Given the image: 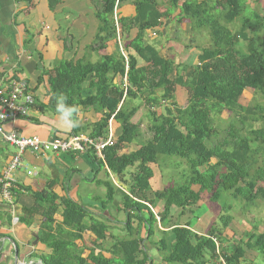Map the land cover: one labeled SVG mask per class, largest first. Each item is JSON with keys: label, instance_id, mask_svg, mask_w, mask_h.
I'll return each mask as SVG.
<instances>
[{"label": "trees", "instance_id": "trees-1", "mask_svg": "<svg viewBox=\"0 0 264 264\" xmlns=\"http://www.w3.org/2000/svg\"><path fill=\"white\" fill-rule=\"evenodd\" d=\"M126 1L100 0L95 13L99 26L90 46L96 48L94 51L103 50L110 41L118 43V38H128L135 30L123 53L118 45L116 52L104 54L95 62L86 58L62 59L43 75L50 88V109L57 111L56 98L63 94L67 104L76 106L78 112L80 108H93L101 114L91 128V138L106 139L109 122L118 124L114 144L103 150V158L93 147L89 153L99 167H107L108 179L96 180L106 188L102 210L108 209L117 190L124 195L128 236H113L110 227L99 220L86 223L89 209L70 198L58 203L51 191L24 187L35 201L16 214L18 222L26 226L38 224L35 236L50 251L30 258H38L43 264H146L145 242H152L159 232L161 239L152 245L164 247L169 264H223L221 258L225 264H264V231L245 232L229 243L221 229L231 224L228 213L220 216L221 227L213 225L201 235L191 231L189 224L175 223L177 218L171 216L173 208L180 210L181 216L196 207L204 193L211 202H219L225 193L247 205L264 199V105L244 106L240 101L247 89L264 98V53L257 38L264 29V12L262 16L253 13L254 19L243 17L242 13L250 8L249 0H186L181 5L177 4L179 0H172L171 8L165 10L159 0H132L134 14L121 16L118 9ZM175 8H179V23L188 19L193 29L209 31L210 45L199 48L196 65L176 64L145 41L146 33L162 28ZM232 23H239L236 30L228 26ZM180 86L189 92L186 106L179 105L175 98ZM141 107H145L151 120V124L147 123L151 135L132 121ZM223 111L234 114L240 126L231 124L227 136L219 138L213 116ZM258 122L261 127L255 128L253 124ZM71 129V135L81 132L79 125ZM134 143L140 147L122 153L126 145ZM160 155L185 161L187 172L177 185L154 191L150 165H157ZM129 168L133 170L126 178ZM110 175L126 186V193ZM159 201L163 210L155 214L152 208ZM6 206L0 212V221L4 222L5 217L11 225L10 206ZM222 208L230 210L225 203ZM57 214L61 215L60 221L56 220ZM132 219L138 222L137 227H132ZM158 223L170 229L159 230ZM142 225L145 238L141 236ZM86 231H91L95 240L94 248L85 256L77 241ZM111 239L115 242L106 248L107 256L104 244ZM1 247L0 242V250ZM95 248L99 251L95 252ZM248 253L256 261H249ZM1 254L2 250L0 257ZM0 264H6L5 260L0 258Z\"/></svg>", "mask_w": 264, "mask_h": 264}, {"label": "crops", "instance_id": "crops-1", "mask_svg": "<svg viewBox=\"0 0 264 264\" xmlns=\"http://www.w3.org/2000/svg\"><path fill=\"white\" fill-rule=\"evenodd\" d=\"M96 11L97 0H53V4H50V0H31L30 2L0 0V75L6 78L14 77L26 81L31 86L35 100L28 117H19L14 120L0 122L4 131H15L22 136H38L42 140L67 139L71 136L72 129L67 128L59 121L57 111L49 108L51 102L50 88L47 77L43 73L45 70L52 69L62 59H91L92 53H98V58H100L104 54H112L118 50L115 40L110 41L107 47L100 51H94L93 49L96 48H90L94 44L99 26V21L95 14ZM118 11L121 16H130L134 14V7L133 5L132 8L130 6L121 7ZM89 28H95V30H92V37L87 42ZM160 30L162 29L160 28ZM147 33L152 40L157 36L156 30L148 31ZM68 37H71V41H68ZM156 48L160 51V47ZM188 53L187 56H183L178 62L174 57L162 55L160 51L162 56L172 59L176 64L196 65L198 51L190 49ZM84 86L87 87L88 82ZM142 108L138 112L142 111ZM137 114L132 119L133 123L143 125V113L140 112L139 117H137ZM100 118L101 114L97 113L93 108H80L78 125L81 132L79 134L89 135L92 126ZM112 128L113 132H115L118 124L114 123ZM146 137L144 136V139ZM138 147L140 145L135 143L128 144L122 153L136 150ZM89 149L48 152L43 157H36L28 150L23 153V161L29 165V168H27L28 170L19 168L11 173L14 180L12 202H5L0 191V212L5 211L7 209L6 205H9L12 215L11 225H8L5 217L4 222L0 221L1 261L5 260L8 264H14L15 262L11 259V256L15 254V250H18V261L25 264L41 261L38 258H30L35 253L50 252L39 241L35 244V235L39 228L38 224L26 226L14 220L16 214L23 207H31L35 201L31 194L24 190V187H28L32 191H51L58 197V203L63 199L70 198L89 209L90 216L86 219V223H89L90 219L99 220L110 227V233L113 236L119 238L128 236V229L126 228L127 213L123 210L124 202H115L117 215L112 214L109 207L105 211L102 210L101 199L106 196V188L98 184L96 180L103 181L108 179L107 167H99L90 156ZM15 152L16 148L8 144L0 136V177ZM155 165H150L153 170L150 185L152 190L158 191L164 188L157 181L159 171ZM110 176L115 183L114 177ZM119 188L126 193V186L123 185ZM201 201L198 202L197 206L203 205L202 203L204 202ZM152 210L155 214L162 212L163 203L161 201L157 202ZM13 213L15 214L13 215ZM120 213H122V216ZM178 215H180V210L177 208L171 210L173 219ZM61 219V215L57 214L56 220L60 221ZM175 223L181 225L189 224L187 220H178ZM201 223L199 217L196 225L204 227ZM131 224L132 227L139 225L135 219H132ZM211 227L209 223L203 229L200 227L194 228L192 225L188 228L194 233L201 235L206 234ZM156 228L162 231L170 229L162 227L160 223L157 224ZM141 236L144 238L146 236L143 225ZM160 239L161 234L156 232L152 237V242H145L144 249L148 257L146 264H169L166 262L167 251L162 250L164 247L154 245ZM94 240V234L91 231H86L83 234V239L77 241L78 245L84 248L85 256L94 248L92 245ZM110 241L109 243L107 242L108 244H104L103 253L107 256V249L115 242L113 239ZM152 243L154 244L152 245ZM98 251L99 249L95 248V252ZM11 252L12 254L10 255Z\"/></svg>", "mask_w": 264, "mask_h": 264}, {"label": "rangeland", "instance_id": "rangeland-1", "mask_svg": "<svg viewBox=\"0 0 264 264\" xmlns=\"http://www.w3.org/2000/svg\"><path fill=\"white\" fill-rule=\"evenodd\" d=\"M172 0H159L160 6L162 10H165L167 8H171V2ZM186 0H179L178 5H181ZM100 2V0H97V4ZM248 5L250 8H246V10L242 13L243 17H250L254 19L253 13H257L258 15H263L261 11L264 12V0H261V2H257L254 0H249ZM130 6L132 8V0L126 1L124 4H122L121 7ZM255 8V9H253ZM179 14V8H175L172 13V17L165 21V25L161 28L162 30L158 29L156 30L157 36H155L154 40L150 39L148 36V33H146V41L149 43L154 44L156 47H160V51L162 55L174 57L178 62L183 58V56H187L189 53V50L192 49L194 51H199L200 47H206L210 45V35L209 31L205 28L202 29H193L192 23L187 19L183 23H179L177 21V17ZM264 21V19H263ZM231 29L236 30L239 26V23H232L228 25ZM92 30H95V28H89V35L87 38V42L90 40V37H92ZM264 29L257 34L259 47L264 53ZM135 35V30L132 31L131 36L128 38H120V41L118 40L117 47L121 46L123 49L125 45L128 43V41ZM148 36V37H147ZM68 41H71V37L67 38ZM153 41V42H152ZM242 44L245 42L241 41ZM186 53V54H185ZM98 59V53H92V60L93 62L97 61ZM184 91V92H183ZM183 93V94H182ZM189 97L188 89H184L181 86L178 88L177 93L175 95V98L179 105L186 106L187 101ZM241 103L244 106H254L257 104L264 105V98L258 93L251 89L245 90L243 96L241 97ZM136 103H139V101H136ZM142 108V107H141ZM144 121L143 125L141 126V130L145 134L151 135V132L148 130V122L151 124V120L149 119V115L147 114V111L145 107L142 108ZM140 112H138L137 117H139ZM158 112H161V109H158ZM142 115V116H143ZM214 124L216 128L220 131L219 138H225L227 136L226 130L230 127L231 124L236 125L237 127L240 126L239 119L235 118V115L228 112L223 111L220 115H214ZM253 126L255 128L261 127V123H254ZM248 128V127H247ZM245 131H243L241 134H244ZM147 139V137H146ZM136 145H138L136 143ZM262 159L263 155H260L259 157V165H262ZM181 162V163H178ZM185 161L177 158V157H166V156H159V161L157 165H155L156 169L159 171L158 175V183L163 186V188H167L170 186L177 185L179 180L182 178V174L184 172H187V164L184 163ZM178 163V167H177ZM182 164V165H181ZM129 172H132V168L127 169ZM126 171V178L129 176V172ZM114 181L117 184V186L122 187V183H120L115 177ZM157 183V182H156ZM160 186V185H159ZM125 188V187H124ZM152 189V188H151ZM117 201L124 202V195L120 190H117L114 194V201L109 204V208L112 212V214L117 215V208L116 203ZM116 202V203H115ZM202 203L201 206H193L190 207V211H186L181 216H176L177 220L184 221L187 220L190 225H192L194 228H205L207 224L210 223V227L213 225L221 227V222L219 220L221 215L229 214L232 216L231 224L228 228L222 229V236L226 238V240L229 243L235 242L239 237L243 236L245 232L249 231H256V232H262L264 231V199L257 200L253 205H247L244 203L243 200L234 199L230 193H225V196L219 201V202H211L209 200L208 194L202 195ZM230 206V210L227 212L224 211V208H222L223 204ZM156 206V204L154 205ZM116 208V209H115ZM172 210H175L172 209ZM122 216V213H120ZM200 217L201 225H196V222L198 218ZM199 224V223H198ZM222 237V238H223ZM109 241H106L105 244H108ZM159 246V245H158ZM10 252V250H9ZM12 252L10 253V255ZM247 259H254L251 253H248ZM15 254L11 256V259L14 260ZM256 261V260H253ZM259 261V259H258ZM6 264H8L6 262ZM178 264V263H175Z\"/></svg>", "mask_w": 264, "mask_h": 264}, {"label": "built area", "instance_id": "built-area-1", "mask_svg": "<svg viewBox=\"0 0 264 264\" xmlns=\"http://www.w3.org/2000/svg\"><path fill=\"white\" fill-rule=\"evenodd\" d=\"M115 23L117 26L116 14ZM120 50L122 53L124 52L121 46ZM34 104L35 100L31 86L26 81L14 77L6 78L0 75V122L14 120L19 117H28ZM109 123L110 129L106 139H93L89 135L77 134L71 135L67 139L55 138L52 140H42L38 136H22L15 131L6 132L0 123L1 138L16 148V152L0 177V191L5 202H12L14 180L11 173L19 168H25L26 170L29 168V165L23 161V153L26 150L36 157H43L48 152H68L93 147L98 157L102 159L103 150L114 144L112 121ZM157 219L159 220L158 216ZM14 220L18 221V218L15 217ZM220 261L225 264L222 258Z\"/></svg>", "mask_w": 264, "mask_h": 264}, {"label": "clouds", "instance_id": "clouds-1", "mask_svg": "<svg viewBox=\"0 0 264 264\" xmlns=\"http://www.w3.org/2000/svg\"><path fill=\"white\" fill-rule=\"evenodd\" d=\"M59 121L67 128L78 126V108L67 104V97L60 94L56 98Z\"/></svg>", "mask_w": 264, "mask_h": 264}, {"label": "water", "instance_id": "water-1", "mask_svg": "<svg viewBox=\"0 0 264 264\" xmlns=\"http://www.w3.org/2000/svg\"><path fill=\"white\" fill-rule=\"evenodd\" d=\"M38 242V239L36 238L35 240V244ZM15 263L14 264H25V263H22L21 261H18V250H15ZM28 264H43L41 261H35V262H31V263H28Z\"/></svg>", "mask_w": 264, "mask_h": 264}]
</instances>
